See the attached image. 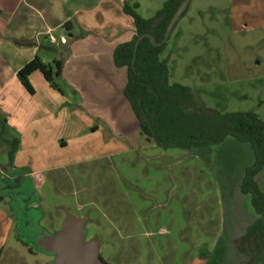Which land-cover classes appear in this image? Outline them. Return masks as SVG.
<instances>
[{"label":"rangeland","instance_id":"1","mask_svg":"<svg viewBox=\"0 0 264 264\" xmlns=\"http://www.w3.org/2000/svg\"><path fill=\"white\" fill-rule=\"evenodd\" d=\"M134 1L147 18L166 0ZM238 7L232 0H192L160 57L168 61L170 83L195 89L205 107L221 112L254 111L264 118V82L257 79L260 68L254 66L257 58L264 63V4L257 1L249 15L246 6L240 11ZM70 44L61 47L65 71L55 78L60 90L39 73L57 94L84 96L87 109L92 103L102 105L88 114L91 122L103 126L100 134L106 148L78 149L73 131L68 142L72 145L55 148L61 154L57 159L47 157L40 169L59 162L64 166L15 181L37 186L33 199L26 198L24 204L32 217L40 212L39 224L51 234L60 230L69 215L82 217L87 239L96 237L107 264H264V254L258 258L264 250L253 255L250 241L244 240L249 227L243 226L253 225L254 215L258 216L251 194L241 190L246 170L254 162L251 145L228 137L219 145L193 151L159 147L141 132L125 101L127 68L112 64L108 69L114 68V77L107 70L105 78L101 72L98 76L96 69L97 73L84 64L87 43ZM72 53L83 60L75 65ZM103 86L108 93L102 98L105 101L95 100ZM5 133L18 136L9 128ZM60 137L64 139L54 130L47 136ZM119 143L125 146L121 150ZM10 150L9 143H0L1 168L9 176L31 174L30 165L8 170ZM23 150L18 146L12 160ZM54 150L48 148L49 155ZM0 187L5 190V184ZM9 201L12 198L1 195L0 208L14 221L16 206ZM1 249L2 264H46L22 248L18 253L5 242V235L0 236Z\"/></svg>","mask_w":264,"mask_h":264},{"label":"crops","instance_id":"2","mask_svg":"<svg viewBox=\"0 0 264 264\" xmlns=\"http://www.w3.org/2000/svg\"><path fill=\"white\" fill-rule=\"evenodd\" d=\"M125 1L127 0H0V143H9L8 141L17 139L19 147L24 149L15 156V160L12 161L8 170L19 169L20 165L33 167L31 174L21 173L9 176L7 170L4 171L0 166V183L5 180L11 182L14 179L24 180L30 175H38L43 170L51 171L64 166L63 162H59L45 167L46 158L55 156L57 159L61 152L57 153L55 148L71 146L72 144L68 142L73 131L76 134L75 139L79 141L76 143L78 149L99 146L106 148V145L102 144L103 139L100 134L104 131L103 126L91 122L92 119L88 114L89 112L95 113L97 108L102 107L101 104L92 103L93 107L87 109L83 102L84 96L72 98L63 91H61L62 95L57 94L42 79L39 71L33 72L29 77L34 89V93H30L20 82L17 73L35 56H38L42 62L51 63L52 66L55 61H60L62 71L59 78H61L65 71V64L62 63L65 49L61 47L68 43H71L70 46H74L82 42L84 45L87 43L89 50L85 56L87 57L84 62L86 67L95 73L98 71L96 74L98 76L101 72L103 78H105V70L112 72L114 77V68L108 69L114 64V50L119 44L132 39L135 32L134 19L123 10ZM128 1L131 4L136 2ZM257 1L260 0H232V3H237L239 11L241 7L246 6L244 11L246 10V15H249L248 11L251 7L254 8ZM262 4H264V0H262ZM50 36L55 38V43L50 42ZM63 38L66 39L64 43L61 41ZM15 41H27L34 45L21 46ZM261 42L264 51V40ZM72 57H75L73 53ZM74 59L75 65L83 60ZM254 66L261 70V72L257 70V79L260 80V83L264 82L262 59L257 58ZM112 78H108V80L111 81ZM102 89L97 92L95 100L105 101L102 98L108 93L105 91V86ZM125 101L127 102L126 99ZM7 128L17 131L18 136H5ZM51 130H54L58 137L63 136L64 139L62 137L59 139L47 138ZM88 131H92V133H88ZM66 133H68L67 136ZM119 144V150L125 147L124 144ZM48 148L54 150L53 155H51L52 153L49 155ZM50 160L52 161L53 158ZM43 164H45V168L40 169V165ZM255 182L264 193V169L255 176ZM9 203L12 204L11 201ZM254 218L256 220L258 216L254 215ZM251 223L253 222L247 223L243 229L248 228ZM39 225L44 228L41 224ZM15 226V221L0 208V236L5 235V242L18 253L24 249L29 256L42 257L46 264H53L52 255L36 251L29 252L28 248L15 238ZM3 228L4 231H2ZM87 228L86 223V232ZM243 233L241 232V235ZM3 253L4 249H1L0 255ZM263 254L264 252L258 258ZM1 260L0 258V264H2Z\"/></svg>","mask_w":264,"mask_h":264},{"label":"trees","instance_id":"3","mask_svg":"<svg viewBox=\"0 0 264 264\" xmlns=\"http://www.w3.org/2000/svg\"><path fill=\"white\" fill-rule=\"evenodd\" d=\"M182 1L166 0L150 18H145L138 12L140 5L137 2L131 4L128 0L125 1L123 10L134 19L135 32L132 39L115 48L114 64L116 67L127 68L124 97L141 132L159 147L193 151L219 145L228 137L251 145L254 162L246 170L241 190L245 194H251L253 207L259 216L249 226L244 237V240L250 241L253 255H257L264 250V193L255 182V176L264 169V118L254 111L221 112L209 109L204 106L195 89L180 83H170L168 61L160 57L168 41L154 45L149 37H144L134 54L135 42L143 34H151L158 43L163 40L169 22ZM188 7L180 18L186 14ZM15 42L21 46L34 45L27 41ZM35 71L41 72L53 88L60 90L55 81L62 71L60 61H55L52 66L35 56L18 71L20 82L30 93H34V89L29 77ZM8 142L11 145L9 158L12 163L19 141L12 139ZM27 186L23 197L14 196L13 192L10 195L14 196L12 205L16 206L12 213L16 224L15 238L33 253L41 251L36 241L40 237L39 230L42 229L39 225L42 214L39 212V216L33 218L29 208L24 205L26 198L32 200L35 195L34 185L28 183ZM2 193L7 196L5 192L1 191L0 194Z\"/></svg>","mask_w":264,"mask_h":264},{"label":"water","instance_id":"4","mask_svg":"<svg viewBox=\"0 0 264 264\" xmlns=\"http://www.w3.org/2000/svg\"><path fill=\"white\" fill-rule=\"evenodd\" d=\"M192 0H183L171 18L163 40L158 43L151 34H143L135 42L134 54L142 38L149 37L154 45H161L168 41L175 24L180 19ZM37 247L50 255H54L53 264H107L100 254L97 239L86 241V220L69 215L63 221L60 230L48 233L44 228L39 230Z\"/></svg>","mask_w":264,"mask_h":264},{"label":"flooded vegetation","instance_id":"5","mask_svg":"<svg viewBox=\"0 0 264 264\" xmlns=\"http://www.w3.org/2000/svg\"><path fill=\"white\" fill-rule=\"evenodd\" d=\"M15 181H17V179H14L13 182H11L9 180L3 181L2 183L5 184V190L2 187H0V192L1 191L5 192L8 197L12 198V200H13V197L16 196V195H21L23 197L24 192L26 191V189H28V186L25 183H21L20 185L19 184H14ZM14 185H17V186H14ZM10 192H13L14 196L10 195ZM0 195H4V194L2 193ZM11 202L14 203V200L11 201Z\"/></svg>","mask_w":264,"mask_h":264},{"label":"built area","instance_id":"6","mask_svg":"<svg viewBox=\"0 0 264 264\" xmlns=\"http://www.w3.org/2000/svg\"><path fill=\"white\" fill-rule=\"evenodd\" d=\"M49 40H50V42H52V43L55 42V38H54V37H51V36H50V37H49ZM62 42H65V40L63 39Z\"/></svg>","mask_w":264,"mask_h":264}]
</instances>
